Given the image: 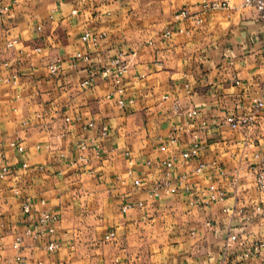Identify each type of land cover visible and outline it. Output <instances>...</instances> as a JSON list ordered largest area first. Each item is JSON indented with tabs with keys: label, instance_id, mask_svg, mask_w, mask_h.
<instances>
[{
	"label": "crops",
	"instance_id": "crops-1",
	"mask_svg": "<svg viewBox=\"0 0 264 264\" xmlns=\"http://www.w3.org/2000/svg\"><path fill=\"white\" fill-rule=\"evenodd\" d=\"M12 1L0 0V6L10 5L0 20V174L6 169L0 180V264L19 258L23 264H264V250L238 259L264 242V198L247 173L235 183L232 173L253 162L264 145V121L255 119L247 134L225 123L227 117H249L253 97L264 100V22L240 0H232L231 10L214 12L200 11L203 0ZM182 9L194 17L174 23ZM167 28L172 36L161 39ZM84 33L101 38L92 45L81 41ZM13 39L16 47L5 50ZM76 52L88 61L69 70ZM119 56L129 64L122 96L112 77L79 86ZM53 60L63 64L56 76L47 69ZM201 123L207 125L203 132ZM101 127L108 130L104 138ZM195 134L205 146L199 175L193 173L198 161L181 165L179 159ZM82 141L100 149V158L86 167L75 163ZM172 157L177 162L168 180L185 176L190 193L179 188L150 198L166 172L155 164ZM211 186L225 193L224 203L188 205ZM125 204L132 208L122 214ZM40 212L57 216L54 235L28 237L13 249L14 236L32 228ZM109 232L115 237L105 241ZM233 234L241 244L225 248ZM49 240L59 247L54 253L43 248Z\"/></svg>",
	"mask_w": 264,
	"mask_h": 264
},
{
	"label": "built area",
	"instance_id": "built-area-1",
	"mask_svg": "<svg viewBox=\"0 0 264 264\" xmlns=\"http://www.w3.org/2000/svg\"><path fill=\"white\" fill-rule=\"evenodd\" d=\"M58 1V0H57ZM241 1V7L244 9H248L253 11L257 18L260 21L264 22V0H240ZM12 3H17V1H12ZM232 7V0H203L199 4V9L201 12H214V11H227L231 10ZM10 11V5L0 6V20L4 19ZM194 16H191L189 10L182 9L179 12L175 13L172 16V20L174 23L183 22L190 18H193ZM195 22L197 24L201 23L200 19H196ZM37 31L41 32V27H37ZM173 31L170 28H167L162 34L161 39H168L172 36ZM100 36L91 38L89 33H84L81 36L82 42H87L89 40L92 41V45H96L98 40L100 39ZM17 45L16 40H8L5 43L4 49L5 50H11L15 48ZM34 52L39 54L41 53L40 48H35ZM88 57L87 55L76 52L72 58L67 63V68L69 70H76L79 66V63L81 62H87ZM129 64L126 60H123L122 56H119L116 59H113L111 61V64L109 67L99 68L95 70L86 80L82 81L79 86L81 88H89L92 85L95 84L96 80L98 78L105 79V78H113L114 84L116 86L115 93L119 96L123 95V89L121 87V82L123 75L127 73ZM48 72L51 76L58 75L63 70V64L60 60H53L47 65ZM12 83L15 85L17 80V74H13L11 76ZM238 84V82H236ZM109 98V96H108ZM117 104L119 106L124 105V101L122 99L117 100ZM250 108H251V115L249 117H227L225 119L226 125L229 127V129L233 132L236 131H243V133L247 134L248 130L255 124V119L260 118L262 121H264V100L261 96L253 97L250 101ZM194 113L188 114V117H192ZM88 127L93 128L94 124L89 123ZM207 129V125L205 123H201L198 131L203 132ZM107 128L101 127V130L99 132L100 137L104 138L107 135ZM247 135H245L246 138ZM176 135L172 134L168 139V144L173 146L176 144ZM246 142V140H245ZM10 148H15L18 153L23 152V148L14 143L11 142L9 144ZM205 149L204 144L199 140L198 134H195L192 136V143L190 147L179 154L180 164L183 165L187 163L188 161H198ZM90 153V155H88ZM126 157H128V154H125ZM100 158V149L98 144L88 143L85 141L79 142L77 146V152L75 155V163L86 167L92 163L93 160H97ZM177 162L176 157H172L170 159L164 160L162 162L156 163L155 166L163 167L166 169V172L164 174V178L161 179L159 182L155 184V186L150 190L149 197L150 198H157L162 195H171L176 194L179 190V188H183L184 192L189 194L190 193V187L187 184L186 177H180L176 183L171 184L168 180L170 176V170L174 167L175 163ZM130 164V162H129ZM212 167L216 169L218 176H224L225 172L221 170V168L218 166V163L216 161L211 162L210 164ZM22 168L25 170L27 167L26 165H22ZM205 168V164L201 162H197L196 167L193 171L195 175H199L203 172ZM40 169V168H39ZM242 172H245L250 176L252 183L257 190L259 194H261L264 198V145H262L254 154H253V162H246L242 166L237 167L232 173L234 175V183L239 178L240 174ZM6 175V169H3L0 174V180H2ZM136 186H139V182H135ZM14 194H17L16 191H14ZM226 200L225 193L220 190L216 189L213 186L209 187L208 190L193 195L188 205L191 208H200L204 206H208L211 204H222ZM139 206H142L141 203L138 204ZM132 208V205L125 204L121 207V213L126 214L130 209ZM223 211L225 213L230 212L229 208H224ZM22 212L25 215H30L31 209L29 208L28 204L26 202H23L22 204ZM58 218L55 214L51 212H40V215L37 219V221L33 224L32 228H25L23 232L16 234L14 236V240L12 243V248L15 250H19L21 248V244L23 241L28 237L38 238L40 236H53L55 233V225L58 223ZM115 237V234L113 232H109L104 240L105 241H111ZM234 243L241 244L238 241V238L235 234L231 235L225 243V248L233 245ZM44 250L48 253H54L58 250V245L55 241L49 240L44 245ZM264 250V242L259 241L255 242L251 250L246 251L244 253H241L238 256L239 260H247L254 254H260ZM24 260L22 258H19L16 262V264H23ZM41 264V263H39Z\"/></svg>",
	"mask_w": 264,
	"mask_h": 264
}]
</instances>
